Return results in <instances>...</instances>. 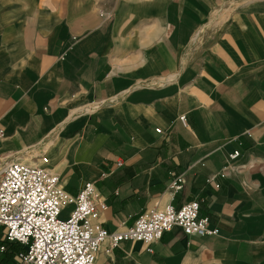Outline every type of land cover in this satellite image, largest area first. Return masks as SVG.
<instances>
[{
    "label": "crops",
    "instance_id": "1",
    "mask_svg": "<svg viewBox=\"0 0 264 264\" xmlns=\"http://www.w3.org/2000/svg\"><path fill=\"white\" fill-rule=\"evenodd\" d=\"M0 126V166L91 182L109 231L192 200L218 228L94 264H264V0H0ZM1 246L25 264L0 225Z\"/></svg>",
    "mask_w": 264,
    "mask_h": 264
},
{
    "label": "built area",
    "instance_id": "2",
    "mask_svg": "<svg viewBox=\"0 0 264 264\" xmlns=\"http://www.w3.org/2000/svg\"><path fill=\"white\" fill-rule=\"evenodd\" d=\"M179 119L186 123L185 115ZM155 131L162 132L160 128ZM3 134L0 126V139ZM238 155L234 150L228 157ZM47 163L48 158L42 156L39 164L11 160L0 166V225L6 242L21 245L18 257L25 264H94L102 245L109 251L135 240L148 247L173 227L187 235L218 234L210 219L199 215L197 200L178 208L171 204L162 209L153 206L139 214L132 225L109 231L97 220L99 210L107 206L97 200L94 185L86 182L72 194ZM182 181V176L177 177L173 187L180 188ZM68 206V213L61 216Z\"/></svg>",
    "mask_w": 264,
    "mask_h": 264
},
{
    "label": "rangeland",
    "instance_id": "3",
    "mask_svg": "<svg viewBox=\"0 0 264 264\" xmlns=\"http://www.w3.org/2000/svg\"><path fill=\"white\" fill-rule=\"evenodd\" d=\"M64 215H65V213L63 212L61 216H64Z\"/></svg>",
    "mask_w": 264,
    "mask_h": 264
}]
</instances>
